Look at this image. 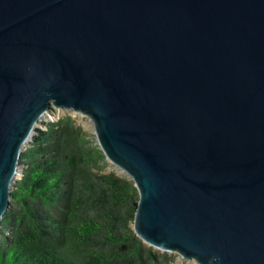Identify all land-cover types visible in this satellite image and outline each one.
<instances>
[{
  "label": "water",
  "instance_id": "95a60500",
  "mask_svg": "<svg viewBox=\"0 0 264 264\" xmlns=\"http://www.w3.org/2000/svg\"><path fill=\"white\" fill-rule=\"evenodd\" d=\"M52 105L133 180L142 242L264 264V0H0V219Z\"/></svg>",
  "mask_w": 264,
  "mask_h": 264
},
{
  "label": "trees",
  "instance_id": "16d2710c",
  "mask_svg": "<svg viewBox=\"0 0 264 264\" xmlns=\"http://www.w3.org/2000/svg\"><path fill=\"white\" fill-rule=\"evenodd\" d=\"M69 114L35 128L0 219V264H174L132 222L133 180L100 172L105 156Z\"/></svg>",
  "mask_w": 264,
  "mask_h": 264
},
{
  "label": "rangeland",
  "instance_id": "374dc122",
  "mask_svg": "<svg viewBox=\"0 0 264 264\" xmlns=\"http://www.w3.org/2000/svg\"><path fill=\"white\" fill-rule=\"evenodd\" d=\"M65 114H69L70 116H72L76 121L75 123L81 126L83 130L88 133V138L92 140L93 143H97L98 145V142L96 139L97 136L94 132L93 120L89 116L84 115L83 113H76L70 110L69 108L61 109V108H56L55 105L50 106L49 109H47L41 115V117H39V120L36 123V128L38 127L44 128L45 123L51 122V121L55 122L62 115H65ZM31 139L23 143L21 151L29 147V142L31 141ZM98 169L100 172H112L117 175H121V176H125L129 178L126 171H124L121 167H119L118 165H116L115 163L111 162L109 159H106V158H105V162L101 163ZM20 177L21 176H18L17 179ZM154 249L159 250L157 248H154ZM168 254L173 258L174 264H198L196 260L194 259H185L181 257V254L178 252H168Z\"/></svg>",
  "mask_w": 264,
  "mask_h": 264
}]
</instances>
